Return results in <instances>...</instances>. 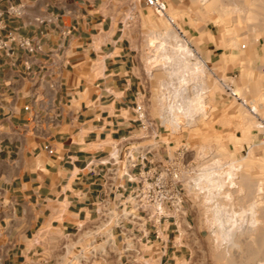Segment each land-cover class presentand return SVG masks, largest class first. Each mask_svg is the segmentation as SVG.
<instances>
[{
	"label": "crops",
	"instance_id": "crops-1",
	"mask_svg": "<svg viewBox=\"0 0 264 264\" xmlns=\"http://www.w3.org/2000/svg\"><path fill=\"white\" fill-rule=\"evenodd\" d=\"M165 1L167 12L176 5ZM9 5L21 13H6ZM0 9L5 29L35 47L0 51V264H58L54 238L88 221L101 194L86 164L138 128L149 12L141 0H0ZM178 20L216 62L211 30ZM201 232L194 223L192 238L177 237L166 227L164 250L163 241L150 247L147 264H217Z\"/></svg>",
	"mask_w": 264,
	"mask_h": 264
},
{
	"label": "rangeland",
	"instance_id": "rangeland-1",
	"mask_svg": "<svg viewBox=\"0 0 264 264\" xmlns=\"http://www.w3.org/2000/svg\"><path fill=\"white\" fill-rule=\"evenodd\" d=\"M174 2L168 13L175 24L146 7L151 25L140 40L145 52L138 99L147 103L150 117L158 121L164 96L176 95L182 85L164 67V58L178 55L191 64L205 61L206 65L200 64L197 72L188 75L185 85V95L192 100L200 92L196 100L201 107L196 104L188 113H174L182 125L161 128L160 139L168 147L159 149L158 155L171 154L181 143L188 145L186 158L204 187L202 192L191 190L185 196L186 217L192 225H200L207 251L216 263L262 264L264 143L257 124L264 118V0ZM178 18L184 24L191 18L194 29L211 30L212 41L220 47L216 62L206 60L198 48L201 38L193 37L182 23L181 30ZM251 216L255 219L252 227Z\"/></svg>",
	"mask_w": 264,
	"mask_h": 264
},
{
	"label": "built area",
	"instance_id": "built-area-1",
	"mask_svg": "<svg viewBox=\"0 0 264 264\" xmlns=\"http://www.w3.org/2000/svg\"><path fill=\"white\" fill-rule=\"evenodd\" d=\"M141 1L156 15L175 24L165 0ZM5 12L19 15L21 7L9 5ZM3 13L0 9V51L11 52L13 43L32 51L35 47L29 38L5 29ZM185 85L178 86L180 95L179 91L174 95L177 99L164 96L158 121L150 117L147 103L138 99L133 108L137 130L113 139L103 154L88 161L86 167L101 176V194L88 221L54 238L58 264H107L113 257L123 258L126 264H147L150 247L163 241L160 249L164 250L166 227L171 226L177 237H192L185 196L191 190L202 192L204 186L199 175L194 176L192 161L186 158L189 147L181 143L171 154L158 155L159 149L168 147L160 139L161 128L182 125L174 113L185 112L181 106L189 97L185 95ZM227 88L235 94L231 87ZM257 128L260 142L264 143V118L258 119ZM211 171H207L208 177Z\"/></svg>",
	"mask_w": 264,
	"mask_h": 264
},
{
	"label": "bare ground",
	"instance_id": "bare-ground-1",
	"mask_svg": "<svg viewBox=\"0 0 264 264\" xmlns=\"http://www.w3.org/2000/svg\"><path fill=\"white\" fill-rule=\"evenodd\" d=\"M174 37H176L175 35H174ZM177 38V37H176ZM178 40V39H177ZM176 40V41H177ZM175 44H176V42H175ZM179 44V47H180V43H179V41H178V43H177V45ZM182 44V43H181ZM182 46V45H181ZM186 46V45H185ZM185 46H184V48H183V51H184V53H186V48H185ZM178 47V48H179ZM182 48V47H181ZM166 49V48H165ZM167 50V49H166ZM177 50V49H176ZM181 51V50H180ZM189 51V50H188ZM179 52V51H178ZM190 54H191V52H190ZM169 55V54H168ZM188 55V54H187ZM163 58H164V56H162ZM153 58V57H152ZM155 58V57H154ZM164 61L166 62V65L164 66V67H166V69H169L170 70V75L173 77L174 75H176V79H177V81H176V83L177 84H180V83H182V84H187V81L190 79V77H188V75L189 74H194L195 73V71L197 72V69H198V67H199V65L201 64V65H204L205 63H204V61H202L201 60V62L198 64V63H192L191 64V62H186L185 61V58L183 57L182 59L181 58H179L178 57V55H174V56H167V57H165L164 58ZM198 61V60H197ZM196 61V62H197ZM165 62H164V64H165ZM199 62V61H198ZM168 71V70H167ZM200 71L202 72L203 71V69L202 68H200ZM191 76V75H190ZM194 76V75H193ZM198 76V75H197ZM171 77V78H172ZM174 78V77H173ZM192 78V77H191ZM172 81V80H171ZM173 82V81H172ZM168 86V85H167ZM180 87V86H179ZM195 88V87H194ZM175 91V90H174ZM197 91V90H196ZM195 91V92H196ZM198 93H200V92H196V95H195V98L197 99V97L196 96H198ZM200 98V97H199ZM196 99H194V100H192V99H190L189 97H187V100L185 101L186 103H184V105L183 104H181V106L183 105V107H184V111H186L187 113L191 110V108L192 107H195V108H197V107H201V104H200V100H196ZM197 102H199V103H197ZM199 105V106H197V105ZM197 106V107H196ZM179 107V106H178ZM207 173V172H206ZM229 173V178H231L232 176H231V171H229L228 172ZM205 174V173H204ZM218 174V173H217ZM227 177V178H228ZM216 179V178H215ZM219 183H217V185H218ZM258 209V208H257ZM255 224V219L251 216V222H250V224H249V226L250 227H252L253 225ZM234 232V231H233ZM242 233V232H241ZM228 234V233H227ZM231 234V233H230ZM262 264H264V263H262Z\"/></svg>",
	"mask_w": 264,
	"mask_h": 264
}]
</instances>
